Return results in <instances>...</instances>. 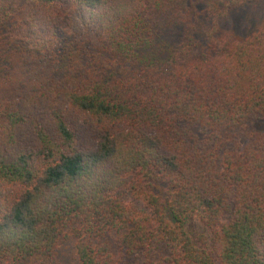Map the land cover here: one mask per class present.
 <instances>
[{
	"label": "trees",
	"instance_id": "1",
	"mask_svg": "<svg viewBox=\"0 0 264 264\" xmlns=\"http://www.w3.org/2000/svg\"><path fill=\"white\" fill-rule=\"evenodd\" d=\"M259 1L0 0V264H264Z\"/></svg>",
	"mask_w": 264,
	"mask_h": 264
},
{
	"label": "rangeland",
	"instance_id": "2",
	"mask_svg": "<svg viewBox=\"0 0 264 264\" xmlns=\"http://www.w3.org/2000/svg\"><path fill=\"white\" fill-rule=\"evenodd\" d=\"M263 23L264 0H260L255 5L243 8L236 14L230 16L226 21L224 20L222 24L227 27L235 36L244 37ZM252 127L259 131L264 130V118L254 120L252 122ZM185 228L195 241L199 235H204L207 240V244L214 229V227L206 226L195 214L187 218ZM165 253V250L161 251L162 255ZM142 262V258H131L128 264H142Z\"/></svg>",
	"mask_w": 264,
	"mask_h": 264
}]
</instances>
